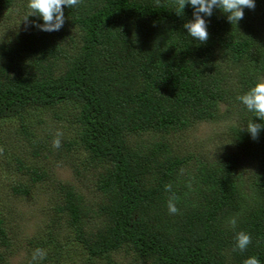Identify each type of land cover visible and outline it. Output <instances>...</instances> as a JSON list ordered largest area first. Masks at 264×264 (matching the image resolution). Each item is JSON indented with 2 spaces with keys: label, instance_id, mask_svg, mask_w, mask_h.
<instances>
[{
  "label": "trees",
  "instance_id": "obj_1",
  "mask_svg": "<svg viewBox=\"0 0 264 264\" xmlns=\"http://www.w3.org/2000/svg\"><path fill=\"white\" fill-rule=\"evenodd\" d=\"M254 2L238 23L215 7L211 17L201 14L209 33L201 43L183 27L194 21L193 7L177 15L175 0H82L63 6L65 23L53 32L32 26L43 24L38 16L25 23L28 0H0V16L17 12L21 22L0 39V147L18 143L2 136L6 123L19 121L31 158H48L51 136L38 138L33 112L72 108L68 122L98 170L99 196L89 203L54 180L52 210L90 264L120 253L145 264H243L253 256L264 264V129L256 139L246 131L250 121H264L237 99L264 78V0ZM228 115L233 151L194 160L174 149L175 136ZM17 163L30 182L50 180ZM173 196L178 214L168 210ZM240 231L252 243L233 251ZM15 243L0 212V264H10ZM53 245L29 242L22 264H59L62 243ZM37 248L47 255L33 262Z\"/></svg>",
  "mask_w": 264,
  "mask_h": 264
},
{
  "label": "rangeland",
  "instance_id": "obj_2",
  "mask_svg": "<svg viewBox=\"0 0 264 264\" xmlns=\"http://www.w3.org/2000/svg\"><path fill=\"white\" fill-rule=\"evenodd\" d=\"M19 19L17 12L0 16V39L12 36V33L18 30L17 27L21 24V22L17 23ZM67 109L59 110V112L43 109L33 112L34 118L31 117L37 123L35 133L38 138L44 140L46 136H51V139L47 141L53 152L47 154L48 158L41 157L39 160L31 158L32 150H28L27 142H23L24 134L16 132L19 131V121H11L9 125L6 123L8 129L2 138L5 139L6 135L12 133L11 136H14L15 141H18L14 144L10 137L13 145L5 147L4 143L2 145L3 153L0 154V212L4 215L13 239L16 240L10 264L23 263L29 242L45 244V250L51 251L49 247L57 249L53 245L57 246V241L62 243V247L65 245V248L61 247L59 250L62 251L59 264L91 263L82 255L81 247L68 240L67 236L72 233L66 225L65 219L60 218L62 217L60 214L55 215L52 210L57 198L54 180L55 183L73 185L89 203L96 202L99 196L94 188L98 170L89 167L88 164L91 163L87 160L88 156L75 138L76 128L68 122L73 117L74 111L70 106ZM59 113L60 118H57L55 114L59 116ZM233 120L234 116L228 115L218 122L199 123L192 130L184 133L183 136H175L172 145L178 154L193 155L194 160L209 158L214 155L215 151L221 149L233 151L234 147H230L231 142L228 141L229 127ZM57 131L63 133L59 148L53 147V140L56 138ZM64 140L73 142V148L68 149L64 145ZM23 148L26 149L24 153ZM17 162H21L22 166L25 165L30 168L36 166V168L45 170L50 180L30 182V176ZM16 187L27 188L28 194H15L13 188ZM95 224L96 222L92 221L86 227L89 230H94L96 229ZM56 230L59 231L57 241H53L51 236L56 233ZM132 257L131 254L128 257L122 253L112 254L106 259L99 262L92 261V263L145 264V262Z\"/></svg>",
  "mask_w": 264,
  "mask_h": 264
},
{
  "label": "clouds",
  "instance_id": "obj_3",
  "mask_svg": "<svg viewBox=\"0 0 264 264\" xmlns=\"http://www.w3.org/2000/svg\"><path fill=\"white\" fill-rule=\"evenodd\" d=\"M160 0H156V5L159 6ZM82 3V0H28L27 8L29 12L24 17V21L28 23V17L38 16L43 20V24L33 23L32 26L37 27L41 31L53 32L59 31L65 23L63 6L69 8L77 7ZM191 5L194 9V21L185 23L183 27L187 29L189 36L204 43L209 38L207 31V22L202 17H211L213 9L219 8L227 14V20L232 24L238 23L244 17V8L254 9V0H175L176 13L179 15L186 5ZM237 99L246 106L247 110L253 112L256 117L264 121V78L255 84L246 94L238 96ZM264 129V124H257L250 121L246 131L251 134L253 139H256L260 131ZM63 133L57 131L56 138L53 140V147H61V137ZM3 153V148L0 147V154ZM171 184L165 185V191L171 192ZM168 210L170 214H178L179 209L175 206V197H170L168 200ZM229 223L235 227L236 219L232 218ZM252 243V238L249 233L240 231L236 235V247L244 251ZM46 251L40 248L34 250L32 261L37 262L46 258ZM243 264H260V261L255 256L244 260Z\"/></svg>",
  "mask_w": 264,
  "mask_h": 264
}]
</instances>
